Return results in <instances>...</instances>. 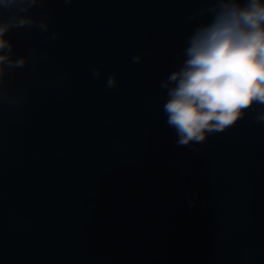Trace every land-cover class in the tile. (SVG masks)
Here are the masks:
<instances>
[{
	"label": "water",
	"instance_id": "1",
	"mask_svg": "<svg viewBox=\"0 0 264 264\" xmlns=\"http://www.w3.org/2000/svg\"><path fill=\"white\" fill-rule=\"evenodd\" d=\"M220 2L0 6V264H264V106L194 145L163 110Z\"/></svg>",
	"mask_w": 264,
	"mask_h": 264
},
{
	"label": "clouds",
	"instance_id": "2",
	"mask_svg": "<svg viewBox=\"0 0 264 264\" xmlns=\"http://www.w3.org/2000/svg\"><path fill=\"white\" fill-rule=\"evenodd\" d=\"M17 2L0 0V6ZM20 2L27 4V0ZM30 19L0 20V65L11 62L2 51L10 47L5 33L15 23L25 24ZM183 57L161 81L167 90L163 110L175 130L176 142L194 145L233 125L254 104L264 106V0H221L211 19L187 37ZM133 59L138 62L141 56ZM15 63L21 65L24 60ZM94 74L99 75V69ZM116 84L110 75L107 85ZM257 119L264 122V113Z\"/></svg>",
	"mask_w": 264,
	"mask_h": 264
}]
</instances>
